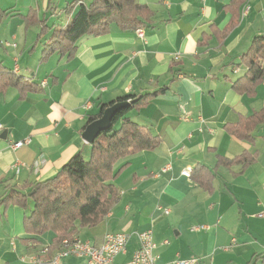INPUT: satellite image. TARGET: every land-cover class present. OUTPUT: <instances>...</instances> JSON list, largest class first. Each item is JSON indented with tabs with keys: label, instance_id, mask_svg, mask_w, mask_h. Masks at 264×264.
Masks as SVG:
<instances>
[{
	"label": "crops",
	"instance_id": "0c3cea01",
	"mask_svg": "<svg viewBox=\"0 0 264 264\" xmlns=\"http://www.w3.org/2000/svg\"><path fill=\"white\" fill-rule=\"evenodd\" d=\"M71 1L0 0L8 13L0 60L33 84L0 91V199L12 187L30 191L79 151L89 157L83 133L102 105L168 86L129 112L159 135L158 145L116 164L118 198L96 225L76 222L73 237L101 245L108 233L130 234L118 262L138 248L137 233L152 230L156 264H264L257 259L264 254V79L253 93L239 92L231 81L246 69L230 65L264 35V0L235 9L232 0H138L149 8L144 38L113 23L82 36L72 57L55 53L42 62L51 33L38 42L39 20L66 23ZM30 12L37 22L28 25ZM254 114L262 119L251 137L239 138L230 127ZM27 138L18 149L10 145ZM244 154L250 160L236 159ZM25 215L18 204H0V264H33L42 247H50L47 259L60 249L52 231L30 238ZM60 264L87 262L69 255Z\"/></svg>",
	"mask_w": 264,
	"mask_h": 264
},
{
	"label": "trees",
	"instance_id": "16d2710c",
	"mask_svg": "<svg viewBox=\"0 0 264 264\" xmlns=\"http://www.w3.org/2000/svg\"><path fill=\"white\" fill-rule=\"evenodd\" d=\"M245 0H232L231 7H237ZM72 18L66 23L48 24V20H39L41 31L38 42L44 39L41 61L45 62L55 53L72 57L78 49V40L87 34H100L110 30L113 23L122 29L144 27L149 18V8L138 0H92L89 4L81 0L69 2L65 8ZM7 11L0 9V23ZM36 14L25 16L28 25L36 23ZM231 68H245L243 75L232 80V87L239 92L253 93L264 79V35L256 36L249 48ZM10 85L22 88L33 87L27 77L18 75L0 60V91ZM168 86L154 92L119 97L116 101L102 105L101 112L90 118V122L100 117L106 107L115 102H129L118 111L110 129L103 131L93 143L89 157L83 151L76 153L53 177L35 183L26 192L16 187L10 188L0 199V204L8 206L18 204L26 210L24 224L28 236L32 239L49 231L56 233V244L63 239H72L76 222L81 226H93L100 222L118 198V188L114 182L117 175L116 164L126 157L150 148L159 143V135L144 124L134 121L129 112L144 106L155 97L167 91ZM262 119L254 114L230 129L239 138H250L251 129ZM119 123V124H118ZM250 126V127H249ZM245 155V154H244ZM245 161L248 155L236 157ZM236 159L220 157L221 162ZM195 169L192 176H195ZM31 202L33 206H31ZM29 238V239H30ZM264 260V254L257 259Z\"/></svg>",
	"mask_w": 264,
	"mask_h": 264
},
{
	"label": "built area",
	"instance_id": "2783aa9c",
	"mask_svg": "<svg viewBox=\"0 0 264 264\" xmlns=\"http://www.w3.org/2000/svg\"><path fill=\"white\" fill-rule=\"evenodd\" d=\"M136 31L140 37H145L143 28L138 27ZM2 129V125L0 124V132ZM28 143H30L29 138L11 142L10 145L13 149H18ZM183 174L190 176V170H184ZM165 212L168 213V210H165ZM130 237V234L124 232L108 233L105 235L104 242L101 245H94L79 237H73L72 239L66 238L62 240L60 249L51 259L46 258L50 251V247L46 245L35 255L32 263L60 264L62 258L75 255L84 257L87 264H156V244L154 242L152 230L137 233L139 246L129 260L125 262H118L116 260L119 255L127 252ZM193 262L194 260H179L177 264H193Z\"/></svg>",
	"mask_w": 264,
	"mask_h": 264
},
{
	"label": "water",
	"instance_id": "95a60500",
	"mask_svg": "<svg viewBox=\"0 0 264 264\" xmlns=\"http://www.w3.org/2000/svg\"><path fill=\"white\" fill-rule=\"evenodd\" d=\"M129 102H122L118 101L107 108L103 111L102 115L98 118L93 120L88 124L86 127L84 133H83V138L89 142L93 143L94 140L103 132L111 128L113 119L115 115L123 109L124 107L128 106ZM5 136V132H4Z\"/></svg>",
	"mask_w": 264,
	"mask_h": 264
}]
</instances>
